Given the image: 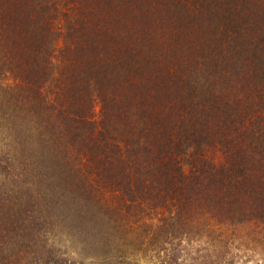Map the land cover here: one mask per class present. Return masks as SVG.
<instances>
[{
	"label": "trees",
	"instance_id": "trees-1",
	"mask_svg": "<svg viewBox=\"0 0 264 264\" xmlns=\"http://www.w3.org/2000/svg\"><path fill=\"white\" fill-rule=\"evenodd\" d=\"M0 139V264H264V0H0Z\"/></svg>",
	"mask_w": 264,
	"mask_h": 264
},
{
	"label": "rangeland",
	"instance_id": "rangeland-1",
	"mask_svg": "<svg viewBox=\"0 0 264 264\" xmlns=\"http://www.w3.org/2000/svg\"><path fill=\"white\" fill-rule=\"evenodd\" d=\"M0 143L3 144L2 139H0ZM23 161H12L11 170L6 169L7 166L4 161L0 162V185H25V182H15L11 174V172L17 174L20 171ZM34 185L44 184L34 183ZM84 239L86 238L78 236L77 233L71 236V234H65V232L57 233L55 236L47 235L45 239L37 237L31 251L23 257L24 262L22 264H161L166 259L164 251L156 253V251L148 250L145 252L134 247L133 252H130L127 257L125 254L124 258H120V253H117V257L114 259H104L103 246L101 247L98 242L93 243L92 239L89 238L88 243L80 244ZM11 241L8 240V243ZM43 241L48 243L49 246L46 247ZM6 257L7 261L13 259L10 254H7ZM252 260H254V257L244 256L241 264H254Z\"/></svg>",
	"mask_w": 264,
	"mask_h": 264
}]
</instances>
